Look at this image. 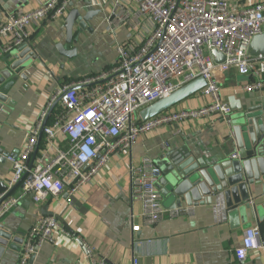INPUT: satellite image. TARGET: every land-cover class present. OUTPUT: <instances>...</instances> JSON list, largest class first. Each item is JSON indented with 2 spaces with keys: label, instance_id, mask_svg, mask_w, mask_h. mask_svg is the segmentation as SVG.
Instances as JSON below:
<instances>
[{
  "label": "built area",
  "instance_id": "obj_1",
  "mask_svg": "<svg viewBox=\"0 0 264 264\" xmlns=\"http://www.w3.org/2000/svg\"><path fill=\"white\" fill-rule=\"evenodd\" d=\"M78 3L104 13L107 31L114 38L115 64L108 72L60 86L50 98L23 152L7 158L11 179L7 190L0 193V221L20 201L8 192L16 185L21 186L22 196H29L34 203L64 191L72 195L89 183L112 155L130 150L141 133L172 122L211 117L227 120L232 110L221 100L220 76L230 68L253 78L242 87L244 92L264 91V56L249 52L252 38L264 27V2L236 9L227 0H47L28 12L17 9L0 22V40L6 41L3 54L27 45L30 28L47 19L63 18ZM122 28L124 38L117 40ZM213 50L224 57L222 63H215ZM177 78L181 80L172 82ZM198 78L205 82L201 95L208 100L201 107L166 112L146 122L139 119L140 110ZM56 101L57 112L47 124ZM40 134L45 149L30 165ZM58 135L63 138L62 146L55 145ZM47 152L52 153L49 159ZM160 176L158 166L147 157L131 170L132 198L141 206L145 226L157 224L164 213L156 187ZM169 213L175 217L192 212L179 208ZM140 228L133 226L132 233ZM54 232L70 237L56 217H39L22 241L16 264H30L39 248L53 243ZM78 241L88 264H107L91 246ZM251 250L264 251L258 227L243 233L236 260L243 263ZM128 264L138 261L133 258Z\"/></svg>",
  "mask_w": 264,
  "mask_h": 264
},
{
  "label": "crops",
  "instance_id": "obj_2",
  "mask_svg": "<svg viewBox=\"0 0 264 264\" xmlns=\"http://www.w3.org/2000/svg\"><path fill=\"white\" fill-rule=\"evenodd\" d=\"M45 1L0 0V22L17 9L28 12ZM227 2L231 8L241 9L264 0ZM72 8L82 14L98 12L83 28H74L75 43L65 44L64 21L68 13L63 18L47 19L29 29L27 45L38 60L34 69L25 74L27 79L19 80L7 93L13 104L4 108L6 114L0 115L1 147L10 156L23 152L37 117L60 86L108 72L115 64L114 38L107 31L104 13L80 3ZM125 33L124 28L118 30L117 40L123 39ZM261 33L264 34V27ZM5 44V40H0V70L10 63L9 53L2 51ZM56 44H61L66 51L74 48L76 55L72 58L60 55ZM252 79L230 68L220 76L222 102L230 108L232 101L242 108L264 103V91L246 93L242 90ZM206 101L200 91L168 112L197 109ZM231 110L227 120L211 117L172 122L139 134L130 150L112 155L90 182L72 195L64 191L34 203L29 196H22L21 186L9 189L10 195L20 201L0 221V232L9 230L17 242L5 248L0 264H16L22 241L32 224L39 217L50 215L56 217L70 237L54 232L53 243L39 248L30 264H88L79 239L91 246L96 256L107 264H128L133 258L138 264H264V251L261 250L249 251L243 263L235 257V250L247 229L258 227L264 243V189L261 187L252 190L248 203L253 209L245 216L220 201L209 206L183 205L181 209L189 208L192 213L172 217L169 212L178 208H172V203L161 197L164 213L154 226L142 224L141 206L132 198L131 170L143 157L153 160L161 171L156 185L160 192V182L170 167V159L178 155L191 153L204 160L222 154L237 155L229 130L238 111ZM58 141L55 145L62 146L64 141L60 135ZM44 149L45 146L42 149L38 146L34 162L41 158ZM51 156V152L45 154L47 159ZM10 179L11 167L6 159L0 163V183L7 188ZM135 225L141 228L133 234Z\"/></svg>",
  "mask_w": 264,
  "mask_h": 264
},
{
  "label": "water",
  "instance_id": "obj_3",
  "mask_svg": "<svg viewBox=\"0 0 264 264\" xmlns=\"http://www.w3.org/2000/svg\"><path fill=\"white\" fill-rule=\"evenodd\" d=\"M70 6L72 7V4ZM97 13V11H89L82 14L79 10L71 8L64 21L65 44L75 43L74 28H83ZM249 48L252 56H264V34L254 36ZM55 49L67 58L76 55L74 48L66 51L61 44H56ZM9 55L10 63L5 64L0 70V115L6 114L4 108L13 104L7 98V93L19 80L27 79L25 74L34 69L38 60L37 55L28 45L12 50ZM212 56L217 64L224 61V57L215 50L212 51ZM204 87L205 82L202 78L189 82L169 96L140 110L138 117L142 122L153 119L200 92ZM57 103L58 101L50 109L48 117ZM230 105L233 111H238L231 121L229 130V135L236 146L237 156L232 158L222 154L204 160L188 153L170 159V167L160 182L162 190L159 193L161 197L172 203V208L179 209L183 205L209 206L213 202L224 201L227 207L243 216L252 211L253 206L248 203L252 190L257 187L264 189V103L246 108L237 104L235 106L234 101ZM41 137L42 134L38 136V146ZM35 155L36 152L31 158L30 165L33 164ZM9 156L10 154L2 149L0 142V163L5 162ZM166 157H169V154ZM6 190L3 183H0V193ZM14 242H17V239L12 237V232L1 231L0 256L5 248Z\"/></svg>",
  "mask_w": 264,
  "mask_h": 264
},
{
  "label": "trees",
  "instance_id": "obj_4",
  "mask_svg": "<svg viewBox=\"0 0 264 264\" xmlns=\"http://www.w3.org/2000/svg\"><path fill=\"white\" fill-rule=\"evenodd\" d=\"M57 106H55L54 110L52 111V113L50 114V116L48 117L46 123L50 124L53 120V117L55 115V113L57 112ZM45 146V142L43 141V138L41 139L40 143H39V149H42Z\"/></svg>",
  "mask_w": 264,
  "mask_h": 264
},
{
  "label": "rangeland",
  "instance_id": "obj_5",
  "mask_svg": "<svg viewBox=\"0 0 264 264\" xmlns=\"http://www.w3.org/2000/svg\"><path fill=\"white\" fill-rule=\"evenodd\" d=\"M87 8L89 9V7H87ZM180 80H181L180 78H177V79L172 80V82L176 83V82H178Z\"/></svg>",
  "mask_w": 264,
  "mask_h": 264
}]
</instances>
